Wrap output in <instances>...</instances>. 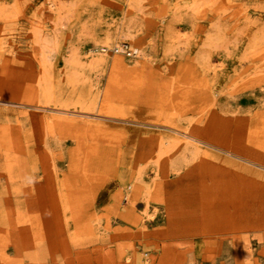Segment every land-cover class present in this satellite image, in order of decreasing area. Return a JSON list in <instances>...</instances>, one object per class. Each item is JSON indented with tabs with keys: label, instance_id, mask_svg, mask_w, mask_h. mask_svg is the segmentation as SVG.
<instances>
[{
	"label": "rangeland",
	"instance_id": "obj_1",
	"mask_svg": "<svg viewBox=\"0 0 264 264\" xmlns=\"http://www.w3.org/2000/svg\"><path fill=\"white\" fill-rule=\"evenodd\" d=\"M0 264H264V0H0Z\"/></svg>",
	"mask_w": 264,
	"mask_h": 264
},
{
	"label": "built area",
	"instance_id": "obj_2",
	"mask_svg": "<svg viewBox=\"0 0 264 264\" xmlns=\"http://www.w3.org/2000/svg\"><path fill=\"white\" fill-rule=\"evenodd\" d=\"M121 47L123 53H125L127 56L131 55L129 46H127L126 44H121Z\"/></svg>",
	"mask_w": 264,
	"mask_h": 264
},
{
	"label": "bare ground",
	"instance_id": "obj_3",
	"mask_svg": "<svg viewBox=\"0 0 264 264\" xmlns=\"http://www.w3.org/2000/svg\"><path fill=\"white\" fill-rule=\"evenodd\" d=\"M104 51H106V49H102L101 52H104ZM112 51L115 52V53H119V52H120V51H118L117 49H114V50H112ZM133 52L136 53L137 50L134 49ZM130 53H131V51H130Z\"/></svg>",
	"mask_w": 264,
	"mask_h": 264
}]
</instances>
